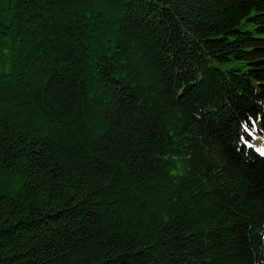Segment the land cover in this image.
<instances>
[{
	"label": "trees",
	"instance_id": "trees-1",
	"mask_svg": "<svg viewBox=\"0 0 264 264\" xmlns=\"http://www.w3.org/2000/svg\"><path fill=\"white\" fill-rule=\"evenodd\" d=\"M256 132L264 0H0V264H264Z\"/></svg>",
	"mask_w": 264,
	"mask_h": 264
},
{
	"label": "rangeland",
	"instance_id": "rangeland-1",
	"mask_svg": "<svg viewBox=\"0 0 264 264\" xmlns=\"http://www.w3.org/2000/svg\"><path fill=\"white\" fill-rule=\"evenodd\" d=\"M243 28H251L247 25H244ZM252 145L259 152L264 154V133L256 132L254 134V140L252 141Z\"/></svg>",
	"mask_w": 264,
	"mask_h": 264
}]
</instances>
